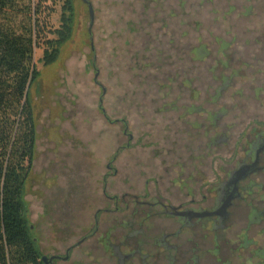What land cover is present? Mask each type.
Masks as SVG:
<instances>
[{
    "label": "rangeland",
    "instance_id": "obj_1",
    "mask_svg": "<svg viewBox=\"0 0 264 264\" xmlns=\"http://www.w3.org/2000/svg\"><path fill=\"white\" fill-rule=\"evenodd\" d=\"M36 1L53 38L64 0ZM87 1L92 26L86 3L72 0V35L56 61L43 65V44L33 54L24 200L39 252L63 255L93 232L99 210L97 232L57 264H115L100 241L120 243L139 222L150 264H168L154 238L177 230L166 240L199 244L198 264H264V216L247 226L249 210L264 208V171L240 183L221 228L160 214L164 205L211 209L217 184L264 130V0Z\"/></svg>",
    "mask_w": 264,
    "mask_h": 264
},
{
    "label": "trees",
    "instance_id": "obj_2",
    "mask_svg": "<svg viewBox=\"0 0 264 264\" xmlns=\"http://www.w3.org/2000/svg\"><path fill=\"white\" fill-rule=\"evenodd\" d=\"M43 13L36 0H0V264H42L24 200L36 140L30 92L40 73L33 54L43 44V65L56 61L72 35L74 5L63 1L53 38Z\"/></svg>",
    "mask_w": 264,
    "mask_h": 264
},
{
    "label": "flooded vegetation",
    "instance_id": "obj_3",
    "mask_svg": "<svg viewBox=\"0 0 264 264\" xmlns=\"http://www.w3.org/2000/svg\"><path fill=\"white\" fill-rule=\"evenodd\" d=\"M87 5V4H86ZM88 7V6H87ZM89 14V12H88ZM90 19V17H89ZM90 32V31H89ZM248 146L245 150V158L238 163L237 168L228 173L226 179L221 180L216 187V195L214 200V205L211 209H192L190 207H184L181 204L177 205H164L162 206L161 215H165L168 218H175L178 224L181 227H193L198 222H200L204 218L211 219V227L213 229H218L223 227L224 221L229 217L228 209L232 205V202L235 199H239L242 197V193L240 190V183L245 180L246 178L260 172L264 171V130L259 131L256 130L252 133V139L248 141ZM118 149L117 152H119ZM117 156V153L115 157ZM114 157V158H115ZM106 180V175L104 177V182ZM252 182L246 186H243L242 189L245 190L248 194H251L253 186H257ZM264 191V184L259 185ZM116 198V197H114ZM208 213L205 216H198L200 213ZM100 211L98 210L94 214V229L90 235L82 236L75 244L67 247L63 255L61 254H43L40 252V261L42 264H57L59 261H68L70 259L71 251L80 246L82 243L87 241L91 236H93L97 230L98 220L97 217ZM264 216V208L261 210L252 207L247 215V226L254 224L255 221L261 219ZM160 217V216H158ZM161 220L162 218H154L152 219V225L155 221ZM170 227L173 226L172 223H166ZM128 225H132L131 222ZM138 228H128L127 233L120 243H113L106 237H103L100 241V247L103 249V252L108 254L110 257L115 259V264H150L152 257H150V252L148 250L143 251V241L140 236L143 235L145 232L144 228L140 226V222L138 223ZM31 230V228H30ZM177 230L176 232L166 235L162 234L160 237L154 238V247L160 248L164 252L162 253L163 260L167 261L168 264H198L200 261L199 252L200 245H195L190 251L183 249V247L179 244H171L169 243L166 238L168 236H172L173 238L177 237ZM151 238L156 235H150ZM35 237H33L34 240ZM132 240V242H130ZM36 242V240H34ZM255 242L254 240L250 239L248 243ZM258 249L264 253V249L258 247ZM257 249V251H259ZM174 252L169 254L167 252ZM183 251V253H182ZM217 254L218 250H213ZM167 253V254H166ZM154 254V253H152ZM158 254V253H157ZM46 257V261H42V257ZM158 256H160L158 254ZM185 256L186 259L183 258Z\"/></svg>",
    "mask_w": 264,
    "mask_h": 264
},
{
    "label": "water",
    "instance_id": "obj_4",
    "mask_svg": "<svg viewBox=\"0 0 264 264\" xmlns=\"http://www.w3.org/2000/svg\"><path fill=\"white\" fill-rule=\"evenodd\" d=\"M82 1H84L87 4V6H88V12H89V17H90V26H92L93 21H94V12H93L92 5L87 0H82ZM205 215H208V213H206V212L200 213L198 216L202 217V216H205ZM30 228L32 229L33 226H30ZM34 240H36V238H34ZM41 260L45 262L46 261V257L43 256L41 258Z\"/></svg>",
    "mask_w": 264,
    "mask_h": 264
}]
</instances>
